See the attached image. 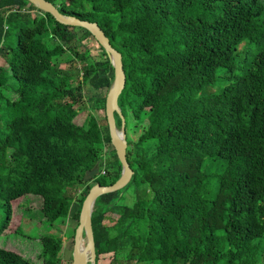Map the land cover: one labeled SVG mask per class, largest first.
<instances>
[{"label":"trees","instance_id":"1","mask_svg":"<svg viewBox=\"0 0 264 264\" xmlns=\"http://www.w3.org/2000/svg\"><path fill=\"white\" fill-rule=\"evenodd\" d=\"M57 6L98 22L122 53L126 86L118 101L126 129L131 117L145 123L136 141L127 138L131 181L96 200V264L107 257L108 264L263 263L264 0ZM35 8L28 0H0V56L9 66L0 64V237L13 228V202L21 206L29 194L50 224L77 204V228L90 188L113 184L122 172L106 117L114 79L107 53L99 43L104 58L80 50L76 40L94 36L77 27L84 30L78 37L76 27L48 12L22 21ZM11 30L16 43L7 45ZM65 60H78V72L63 68ZM219 81L225 84L218 91L205 92ZM86 88L100 93L87 97ZM82 110L88 116L79 124ZM216 159L225 166L210 176L206 161ZM96 166L99 173L88 179ZM130 187L137 191L133 204L126 203ZM41 243L39 263L0 245V264H65L63 238L46 234Z\"/></svg>","mask_w":264,"mask_h":264},{"label":"rangeland","instance_id":"2","mask_svg":"<svg viewBox=\"0 0 264 264\" xmlns=\"http://www.w3.org/2000/svg\"><path fill=\"white\" fill-rule=\"evenodd\" d=\"M57 5H60L63 3V0H55ZM72 8V6H69ZM36 14H40L39 9H33V11H28L23 15L22 21L28 18L34 17ZM74 31L76 32L77 36H83L84 30L80 28H75ZM81 42V43H80ZM16 43V37L14 30H11L10 34L7 36L6 44L7 45H14ZM77 44H80V50H84L85 48H88L91 51V55L94 58H104L103 51L100 48L97 40L92 36H87L85 39L79 41L76 40ZM243 48V46L241 47ZM257 49L254 50L256 52ZM0 64H3L8 69V65L6 64V61L4 57L0 56ZM63 68L68 69L71 72L77 73L78 69L80 68V63L78 60L74 61H64L61 65ZM222 81H219L216 86L208 87L205 92L206 93H212L215 91H218L220 86L224 85ZM86 96H93L94 94H99L100 90L91 91L88 88L85 89ZM9 94L8 92H6ZM14 96L13 94H11ZM99 117L104 120V111L100 110L97 112ZM88 116L87 110H82L79 115L76 118V121L79 124H82L86 121ZM145 123H136L135 120L131 117L130 124L126 129L127 138L136 141L140 134L144 130ZM112 150V146L107 145L106 151H107V157H112L110 154V151ZM154 148L151 149V153L153 152ZM225 166V160H218L216 159L215 162H212L210 160L206 161L205 170L207 171L208 175L210 176H216L219 173L222 172L223 167ZM100 167L96 166L93 171H91L88 175V179H92L94 175H97L99 173ZM74 195H77L76 191H71ZM216 194L215 190L211 191V197H213ZM33 194H29L25 196L26 200L24 199L21 201L20 205H18V200H15L13 202V219L10 232H4L0 237V245L4 246L8 249L17 251L21 253L23 256L32 259L33 261L39 263L41 262L40 258V252L42 249V243L41 238L42 236L46 234H53L58 237L63 238L64 245L63 250L61 252L62 257L65 259V264H71L72 262V252L74 247V233L76 228V219L72 217L74 212L76 211L78 205L74 204L70 211V216L65 219H59L54 222V224H50L49 221L46 220V218L43 215V212L40 208V203L38 200H33V204L31 207V198ZM127 198L126 203L133 204L135 199L137 198V191L133 190L132 187L127 191ZM139 195V193H138ZM27 201L25 204L23 202ZM3 200L0 198V219H3L5 216L4 209L2 208ZM24 204V205H23ZM14 229V227H17ZM112 259V258H111ZM111 259L107 257L102 262L108 264ZM262 262H264V254L262 257Z\"/></svg>","mask_w":264,"mask_h":264},{"label":"water","instance_id":"3","mask_svg":"<svg viewBox=\"0 0 264 264\" xmlns=\"http://www.w3.org/2000/svg\"><path fill=\"white\" fill-rule=\"evenodd\" d=\"M38 9L48 12L60 23L72 27H82L88 30L104 48L113 68L114 79L106 97V117L110 131L111 143L122 164V172L116 182L110 185L95 183L86 195L80 212L79 224L75 231L74 247L71 264H96L97 253L95 235L93 230L92 214L96 200L99 196L118 191L124 188L132 179L134 170L127 158L128 140L126 133V119L119 106V96L126 86V73L124 70L122 53L116 49L105 31L96 21L81 19L75 15H69L59 10V7L50 0H28ZM115 113L120 114L122 125L118 127ZM260 264H264L260 263Z\"/></svg>","mask_w":264,"mask_h":264},{"label":"crops","instance_id":"4","mask_svg":"<svg viewBox=\"0 0 264 264\" xmlns=\"http://www.w3.org/2000/svg\"><path fill=\"white\" fill-rule=\"evenodd\" d=\"M73 206H75V205H73Z\"/></svg>","mask_w":264,"mask_h":264}]
</instances>
